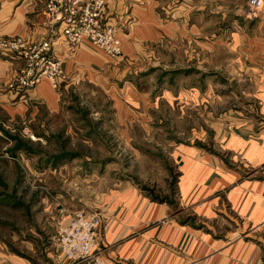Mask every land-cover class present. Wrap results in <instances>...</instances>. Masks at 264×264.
<instances>
[{
    "label": "rangeland",
    "instance_id": "1",
    "mask_svg": "<svg viewBox=\"0 0 264 264\" xmlns=\"http://www.w3.org/2000/svg\"><path fill=\"white\" fill-rule=\"evenodd\" d=\"M196 3L176 28L191 29L195 23L196 36L190 39L194 48L187 36H169L164 45L142 48L131 68L105 70V77L84 69L79 83L68 87L60 83L63 71L56 86L42 80L57 92L65 90L52 100L49 93L36 90L41 82L18 85L15 77L26 59L0 48L20 61L3 88L16 90L19 109L0 103V264H94L70 260L60 249L58 228L76 210L103 216L98 239L112 211L129 216L141 203L153 215L154 206L163 203L171 207L165 218L179 211L203 232L226 235L230 223L220 224L217 216L207 226L179 198L181 158L192 148L198 154L222 152L213 125L224 119L234 125L245 112L250 99L239 95L251 85L250 29H264V15L256 13L250 0L238 1L237 9L228 0L221 18L204 16L203 3ZM44 4L46 9L48 0ZM113 25L124 44L126 26ZM219 29L228 32L223 43L214 42ZM231 29L245 30L238 38ZM0 38L27 40L21 34L0 33ZM127 81L134 86L132 99L124 94ZM143 227L150 232L157 225ZM98 239L95 254L101 257Z\"/></svg>",
    "mask_w": 264,
    "mask_h": 264
},
{
    "label": "crops",
    "instance_id": "2",
    "mask_svg": "<svg viewBox=\"0 0 264 264\" xmlns=\"http://www.w3.org/2000/svg\"><path fill=\"white\" fill-rule=\"evenodd\" d=\"M197 1L203 3L204 16L221 18L227 14L228 0ZM238 1L231 0L235 9ZM44 2L0 0V33L21 34L28 41L43 35L48 29ZM215 3L217 6L214 7ZM195 8L196 0H106L107 18L127 28L123 54L110 60L100 49L85 42L74 58L64 61V78L60 83L64 82L67 87L70 83H79L84 69L91 76L105 77V70L131 68L133 62L138 61L142 48L147 49L152 43L164 45V39L169 36H187L189 46L194 48L190 39L196 36L195 23L193 27L188 26L191 29L176 28L182 25L179 20L184 14ZM257 12L264 15V7L258 8ZM210 30L212 36L213 30ZM244 30L231 29L229 33L240 38ZM250 31V44H243L253 47L248 59L253 70L251 85L239 95L250 99L245 112L240 113L234 125H227L231 122H227L229 119L214 123L222 148L219 155L198 154L195 148L191 153H184L178 180L182 203L193 206V213L203 216L207 226H211V218L217 216L220 224L230 223L225 225L226 235L219 238L211 228L203 232L184 221L179 211L165 218L166 210L171 207L163 203L154 206L157 211L154 215L144 208L145 203H141L135 209L137 212L131 208L129 216L124 212L121 216L118 211L107 216L98 246L101 258L108 259V264H264V29ZM227 34V29H219L214 42L223 43ZM19 63V58L12 52L0 50V103L11 110L19 109L13 98L16 90L3 91V88ZM127 73H130L129 69ZM36 87V90L49 93L46 94L48 100L65 91L57 92L46 80ZM133 87L128 81L123 87L125 96L129 95L130 99L133 98ZM102 220L104 223V218ZM151 223H156L157 228L149 232L143 226Z\"/></svg>",
    "mask_w": 264,
    "mask_h": 264
},
{
    "label": "built area",
    "instance_id": "3",
    "mask_svg": "<svg viewBox=\"0 0 264 264\" xmlns=\"http://www.w3.org/2000/svg\"><path fill=\"white\" fill-rule=\"evenodd\" d=\"M255 9L264 0H250ZM48 29L35 40L0 38V48L17 51L26 59L15 81L20 86H34L47 78L56 86L63 76V63L75 57L85 42L109 57L123 54L119 31L106 16V0H48ZM102 218L98 212L76 210L58 228L63 255L70 260L107 264L95 254Z\"/></svg>",
    "mask_w": 264,
    "mask_h": 264
}]
</instances>
